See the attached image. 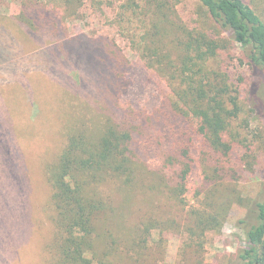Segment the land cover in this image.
I'll use <instances>...</instances> for the list:
<instances>
[{
  "label": "trees",
  "instance_id": "trees-1",
  "mask_svg": "<svg viewBox=\"0 0 264 264\" xmlns=\"http://www.w3.org/2000/svg\"><path fill=\"white\" fill-rule=\"evenodd\" d=\"M199 2L217 28L216 36L181 26L162 2L153 6L157 12L151 22L157 33L183 32L175 36L179 59L174 64L163 47L138 49L139 29L126 27L140 19L141 7L135 10L133 0H119L120 5L117 0H21L20 14L13 19L36 44V74L56 76L62 93L58 104L67 118L38 171L46 211L31 228L46 241L47 264H118L129 258L131 246L147 248V239L132 241L121 256L130 224L136 221L144 227L141 238L177 229L186 238L185 249L196 252L209 233L223 230L237 214L236 207L246 210L238 227L247 238L225 264H264V179L251 180V196L237 186L243 173L256 172L258 161L251 145L233 132L242 111L239 90L229 84L227 72L215 75L216 85L207 73L208 65L228 50L229 41L235 43L252 79L250 95H260L258 106L264 108V0ZM87 6L99 24L102 19L109 23L99 34L69 27L70 21L82 19ZM7 27L0 21V65L7 62L9 75H33L32 68L22 65L31 57ZM148 32L143 28L141 40L149 38ZM152 38L156 41L155 34ZM34 96L32 91L26 94L27 116L24 109L16 112L21 125L26 119H43L45 104ZM20 141L25 142L18 135L14 142L23 148ZM2 151L3 161L13 157L3 145ZM235 164L240 172L232 169ZM10 165L20 168L19 160ZM198 169V206L189 209L186 197ZM19 185L33 186L21 178ZM141 195L147 198L139 201ZM165 196L186 211L181 223L164 218ZM145 204L150 213L130 222L133 207Z\"/></svg>",
  "mask_w": 264,
  "mask_h": 264
},
{
  "label": "rangeland",
  "instance_id": "rangeland-1",
  "mask_svg": "<svg viewBox=\"0 0 264 264\" xmlns=\"http://www.w3.org/2000/svg\"><path fill=\"white\" fill-rule=\"evenodd\" d=\"M136 2L135 10L140 14V19H134V25H126L130 28H138L140 35L137 37L138 49L143 50L147 46L157 45L163 47L164 50L171 53V60L176 64L179 59V52L176 48V34L183 33L175 29L167 32H159L154 29L152 19L156 11V4L162 2L167 7L175 12V17L179 18L182 25L189 30L201 29L211 36H216L217 28L207 19V14L201 7L199 0H133ZM119 4V0L117 3ZM21 0H0V21L10 28L12 36L15 41L20 43L24 52L28 54L30 59H25L22 65L29 66L33 69V75L23 76L17 73L9 75L8 71L4 69L7 62H2L0 65V135L5 132L6 138L0 142V264H47V257L45 254L46 241L39 238L38 232L31 228L34 221L43 220L44 206L46 205L43 183L41 182L40 172L41 160L45 158L46 153L55 147V143L66 126L67 118L64 115L63 109L58 104L62 93L59 91L57 78L55 75H50L49 79L46 76L43 78L38 72V65L40 58L32 53L37 49L36 44L31 41L27 34L18 26V22L13 19L20 14ZM82 9V19L69 22V27L72 31H85L90 34H99L102 29L108 28V21L102 19L101 24L90 16V6ZM152 7V8H150ZM143 11V13H141ZM112 13L116 14L112 10ZM147 16V21L143 17ZM115 18V17H114ZM145 23V27L149 30L151 35L146 41L141 40L143 28L139 21ZM98 22V23H97ZM7 27V28H8ZM167 28V26H166ZM118 34L120 36V31ZM155 34L156 41L153 42L152 35ZM2 37V36H1ZM120 44L127 51L126 41L120 39ZM131 57V53H130ZM241 50L235 43L229 41L228 50L215 60L211 62L209 72L211 81L214 85L217 84L216 74L228 73L230 79L229 84L236 86L240 94L241 114L233 124V132L241 136V140L246 141V144L251 145L255 155L258 157L256 172L242 174L239 180L238 188L243 191L245 195L251 196L253 178L264 179V108L260 109V95L252 97L250 95V85L252 79L248 67L242 60ZM3 66V67H2ZM5 66V67H4ZM36 66V69L34 68ZM37 70V71H36ZM170 76H167L169 78ZM217 77V76H216ZM19 81L17 84L16 82ZM15 83L17 84L15 86ZM32 91L37 98L35 101L45 104L43 111V119L35 122L31 120H24V123L16 121V112L23 110V115H28V101L26 98L27 92ZM43 102V103H42ZM38 103V104H39ZM256 110V112L253 111ZM33 122V123H32ZM18 135L24 139L20 141L23 148L14 141ZM2 145L8 149L13 157L9 158L7 162L3 161ZM7 151V150H6ZM16 160L20 162V168L16 171L10 164ZM31 167L29 168V164ZM26 164V165H25ZM240 172V165L232 168ZM22 182L33 186H23L20 188L19 179ZM200 179L199 169L195 172L193 181L190 186V193L187 195L188 208L197 207L195 199L196 186ZM259 181V180H257ZM37 183V185H36ZM40 183L42 187L40 188ZM46 189V188H45ZM110 195L109 191L105 192ZM146 195H141L137 198L139 201L146 199ZM166 214L164 218L175 217L177 222L181 223L186 211L175 205L172 206L168 197L165 196L163 201ZM150 206L137 205L133 207V219L141 215L150 213ZM156 211V210H155ZM236 215L231 216L223 227V230L218 233H209L204 242L199 244L197 251H191L190 248L185 249L186 238L177 231V229L170 233L159 235L157 231H152V236L149 238H141V233L144 227L137 224V221L130 224L131 229L128 237L125 239L120 248L122 255L126 254V244L132 241L138 243L145 239L148 240L147 248L140 249L131 246L133 250L129 258L121 259L118 264H225L234 259L237 249L246 242V235L242 229L238 227V221L245 218L246 210L243 208H235ZM49 212V211H48ZM38 236V238H37ZM186 252H183L185 251ZM124 257V256H123Z\"/></svg>",
  "mask_w": 264,
  "mask_h": 264
}]
</instances>
